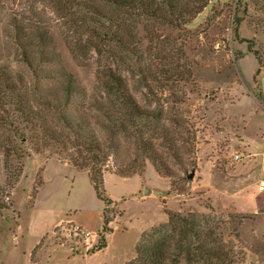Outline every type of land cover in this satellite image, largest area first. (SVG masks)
<instances>
[{"label": "rangeland", "instance_id": "rangeland-1", "mask_svg": "<svg viewBox=\"0 0 264 264\" xmlns=\"http://www.w3.org/2000/svg\"><path fill=\"white\" fill-rule=\"evenodd\" d=\"M15 19L30 31L51 33L56 59L88 95L69 111L91 118L102 65L96 52L78 51L79 36L50 4L6 0L0 9V65L14 77L21 74L32 83L34 74L48 75L54 68L40 65L34 72L21 63L11 32ZM187 21L180 29L154 21L142 22L135 32L124 29L140 57L128 64L110 61L141 107L163 108L169 127L173 119L182 126H175L178 155H167L172 178L160 175L149 161L141 175L126 179L116 175L124 158H111L105 166L104 189L114 205L107 213L112 222L104 251L95 249L102 227L89 239L69 233L77 226L88 230L80 224L103 226L104 202L88 172L70 161L78 153L48 144L43 124L31 136L13 109L0 104V264H130L141 237L167 224L170 213L208 220L207 231L218 224L222 229L207 246L219 245L233 264H264V192L259 191L264 180V0H210ZM240 40L255 41L260 67ZM170 74L183 78L168 82ZM55 85L41 82L49 91ZM40 110L46 124L53 122L52 113ZM92 125L99 133L95 121Z\"/></svg>", "mask_w": 264, "mask_h": 264}, {"label": "trees", "instance_id": "trees-1", "mask_svg": "<svg viewBox=\"0 0 264 264\" xmlns=\"http://www.w3.org/2000/svg\"><path fill=\"white\" fill-rule=\"evenodd\" d=\"M4 1L0 0V9ZM43 1L55 8L67 26L79 36V44L76 45L78 51L93 50L99 56L102 64L99 71L100 87L92 93V117L83 111H69L71 104L77 99L82 101L88 95L77 84L74 75L56 59L51 33L41 29L30 31L18 19L11 25V32L19 49L21 63L34 72L40 65L52 64L54 68L48 75L34 74L33 82L29 83L23 75L16 74L14 77L8 68L0 65V104L13 109L20 124L31 136L43 124L46 132L44 139L50 140L48 144L62 149L74 148V152L78 153L76 157L70 155V161H73L77 170L88 172L97 197L105 204L103 226L95 247L97 252H101L107 248L106 236L111 232L109 224L112 222L107 213L114 205L104 189L105 166L111 158H124L125 165L116 175L126 179L141 175L149 161L160 175L172 178L167 155L171 158L178 155H175L179 140L175 126H182L179 120L173 119L170 120V128L166 124L163 108L153 110L141 107L125 78L110 61L128 64L129 59L138 60L140 57L139 49L127 42L124 29L129 33L135 32L144 21L180 29L182 24L188 22V17L201 13L210 0ZM240 23L239 20L236 27ZM237 32L238 29H235L236 37L239 38ZM240 42L248 43V51L255 56L260 67L261 56L254 48L255 41ZM136 64L137 61L133 65ZM179 74L166 76V81L181 80L183 76ZM259 74L260 69L256 71L254 80ZM188 75L191 77L190 73ZM44 80L56 84L52 91L41 87ZM40 107L53 114V122L46 124L43 121L45 119L43 112L39 111ZM91 119L98 126L99 133L95 131ZM57 122L61 131L58 130ZM11 126L19 130L14 123ZM189 141L191 139L187 138L186 143ZM208 222L194 215L185 217L170 213L167 224L141 237L136 249L137 258L130 264H233L231 254L219 249V245L207 246V239L217 236L216 230L222 229L216 224L215 229L207 231L203 224Z\"/></svg>", "mask_w": 264, "mask_h": 264}, {"label": "built area", "instance_id": "built-area-1", "mask_svg": "<svg viewBox=\"0 0 264 264\" xmlns=\"http://www.w3.org/2000/svg\"><path fill=\"white\" fill-rule=\"evenodd\" d=\"M259 191L264 192V180L260 183ZM69 233L74 236H83L86 237V239H89L90 237L94 236L91 231L82 229L81 227H73L71 230H69Z\"/></svg>", "mask_w": 264, "mask_h": 264}, {"label": "crops", "instance_id": "crops-1", "mask_svg": "<svg viewBox=\"0 0 264 264\" xmlns=\"http://www.w3.org/2000/svg\"><path fill=\"white\" fill-rule=\"evenodd\" d=\"M106 177H107V175H105V177H104V179L106 180ZM80 225H82L83 227L85 226V228H87L88 230H90V231H96V230H99V229H101V227H102V225L101 226H99V227H97V228H95V227H92V223H88V224H80ZM87 225V226H86ZM108 247V246H107ZM107 249V248H106ZM106 249H104V250H106ZM103 250V251H104ZM97 254V253H96ZM71 255H72V253H71ZM72 256H74V255H72ZM77 256V255H76ZM31 261V260H30ZM32 262V261H31Z\"/></svg>", "mask_w": 264, "mask_h": 264}, {"label": "water", "instance_id": "water-1", "mask_svg": "<svg viewBox=\"0 0 264 264\" xmlns=\"http://www.w3.org/2000/svg\"><path fill=\"white\" fill-rule=\"evenodd\" d=\"M188 179L189 180H192L193 179V175H190L189 177H188ZM151 193V191L149 190V189H146L145 190V195H149Z\"/></svg>", "mask_w": 264, "mask_h": 264}]
</instances>
